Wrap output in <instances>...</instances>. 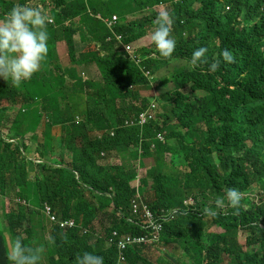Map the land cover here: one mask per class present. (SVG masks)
Instances as JSON below:
<instances>
[{
  "label": "trees",
  "instance_id": "1",
  "mask_svg": "<svg viewBox=\"0 0 264 264\" xmlns=\"http://www.w3.org/2000/svg\"><path fill=\"white\" fill-rule=\"evenodd\" d=\"M26 3L31 4L0 0V14ZM160 9L174 19L171 35L176 49L170 60L180 64L169 78L157 79L156 72L165 70L167 63L155 58L142 62L161 91V112L156 116L155 109V120L140 125L138 116L150 111V104L139 88L152 86L127 55L154 30ZM47 10L54 18L47 27L49 52L41 70L23 83L29 99L34 98L30 87L45 94L38 99L50 120L41 126L38 117L25 110L30 100L25 102L10 81L0 78V222L6 226L0 229V242L5 244L4 230L13 241L24 233L25 245L45 246L48 264H74L84 252L103 257L104 264L132 260L136 253H150L152 243L120 249L118 240L106 243L82 229L111 207L118 218L106 229L107 235L115 230L119 239L142 236L130 208L135 201L154 213L183 211L165 224L159 237V243L183 248L181 260L264 264V243L255 246L253 254H245L237 242L239 226L264 225V200L257 202L258 195L250 194L264 191V0H52ZM75 37L79 44L89 43L79 53ZM57 40L67 46L66 68L57 64ZM200 47L208 49V63L192 69L187 61ZM224 49L235 62H221L217 71L209 72ZM150 53L151 49L138 51ZM78 65L94 66L101 79H81ZM69 83L81 107L77 115L68 102ZM91 98L98 100L99 109H89ZM16 106L20 109L14 110ZM28 134L36 137L34 149L25 142ZM57 148L62 151L61 164L49 169L45 155L48 150L55 156ZM113 155L119 164H111ZM39 165L45 174L44 168L53 173L46 177ZM141 168L144 176L139 178ZM230 188L242 193L243 202L217 219L223 232L209 234L210 242L204 243L203 205L198 199L220 193L225 197ZM188 197H193L194 206L183 205ZM45 204L60 219H74L76 228L66 233L43 223L39 228L34 207L42 209ZM254 229L264 234V228ZM0 264L10 263L0 258Z\"/></svg>",
  "mask_w": 264,
  "mask_h": 264
},
{
  "label": "clouds",
  "instance_id": "2",
  "mask_svg": "<svg viewBox=\"0 0 264 264\" xmlns=\"http://www.w3.org/2000/svg\"><path fill=\"white\" fill-rule=\"evenodd\" d=\"M53 22L54 18L46 13L42 6L27 3L23 5L15 4L8 11L0 14V78H2L5 82L10 81L13 87L19 88L23 82L30 80L35 73L41 70L42 64L46 61L49 52V33L47 27ZM154 24V30L150 34V41L155 47L151 49L152 53L148 55L138 54L137 49L132 54L127 55V57L134 64L139 66L143 76L150 80L152 86L150 89L156 90L155 84L153 83L154 75H152L149 70L145 69V67L141 66V64L148 58H155L156 60L172 59L176 49V40L171 35L174 19L168 11H161L154 20ZM125 51H128V47L125 48ZM207 53L208 49L206 47H200L193 51L187 63L192 69H196L201 65L207 64ZM170 61H172L171 67H169V64L167 63L165 70L156 72L157 79L159 75H164L168 78L170 77L168 74L174 67L173 60ZM221 62L234 63L235 59L233 54L227 49L222 50L219 56L210 64L208 69L209 72L217 71ZM132 87L138 88V85H134ZM150 107H154L156 109V104L151 102ZM241 199L242 193L236 188H230L225 194V199H217L214 203L218 209H223L227 206V211L231 208H239ZM213 201L214 197L211 196L198 199V205H203L204 219L201 224L202 230L204 228V220L206 217L209 219V221L205 220L206 222L219 227L217 219L222 217L225 213L221 212V214L217 215V212L213 211L212 208H208ZM133 204L137 207L136 212L133 210ZM183 205L185 207L194 206L195 201L193 197L185 199L183 201ZM142 206H146L155 218L159 217L162 212H169L173 215V219L167 220L163 223L162 230L156 236V239L152 238L149 229L143 227ZM130 208L132 216L136 220L134 223H136V225L144 231L141 235H148L151 240L152 247L159 244V237L165 228V224L173 222L178 214H183V211L180 209H161L157 213H154L145 203H136L135 201L131 202ZM41 213L46 216V224L50 227V229L57 228L62 233H66L76 228L74 219H60L52 211L48 204L43 206ZM97 219L98 218L94 221ZM93 222L87 226V230L82 229L83 234L88 235L91 233ZM110 226L111 224H105L102 229V233L95 236L104 240L106 243H109V239H114L112 237L113 232H116L117 236L120 235L115 230L107 235L106 229ZM258 226H260L258 223L253 222L246 224L245 226H239L238 233L244 232L246 234L244 242L245 248L255 247L264 243V234L254 229V227ZM262 228H264V225ZM210 232L219 234L216 232V228L214 226L210 227ZM79 234H81V232ZM6 238L8 239V237ZM24 238H20V236L16 237L12 242L11 247H7L6 240L5 244L0 242V258L8 260L10 264H40L42 256L45 252V246H27L23 242ZM250 240H253L255 244L248 245ZM8 242L11 241L9 240ZM55 259L57 261L58 257L56 256ZM62 262L64 263V258L62 259ZM119 262L123 264L125 260L120 258L117 260V264H120ZM75 264H104V261L101 256L94 255L90 252H84L82 255L77 256Z\"/></svg>",
  "mask_w": 264,
  "mask_h": 264
},
{
  "label": "rangeland",
  "instance_id": "3",
  "mask_svg": "<svg viewBox=\"0 0 264 264\" xmlns=\"http://www.w3.org/2000/svg\"><path fill=\"white\" fill-rule=\"evenodd\" d=\"M52 2V0H46V4L43 2V0H30V3L31 5H40L42 6L45 10L47 9V7L49 8L50 7V3ZM163 10V9H160V11ZM47 13L50 15L49 11L47 10ZM153 13H155L153 11ZM150 13L147 12L146 13V16H149ZM238 23V18L237 16L235 17V22L234 24L236 25ZM236 28V27H235ZM152 32V31H151ZM151 34V33H150ZM78 39L77 37H75V42H76V52L79 53L80 51V45L79 43H77ZM55 46L57 47V55H59V61H60V64H61V67L62 68H66L70 65V63L68 62V56H67V50H66V46H65V43L61 40H57L56 43H55ZM138 51L139 50H142V49H153L155 48L154 45H152L151 41H150V35L141 42V44H138ZM64 49V51H63ZM162 61H164L165 63H168L169 64V67L172 66V61L170 60H163V59H160ZM180 63L178 62H175L173 61V65H179ZM85 65H78V66H75V69L77 70L78 72V75H80V78L83 80H87V79H94L96 81L100 80L101 79V76L99 74H97V76L95 78H92V76L89 74V72L86 70V68L84 67ZM48 69H54L52 66H48ZM172 70V69H171ZM171 70L168 74V76L171 75ZM120 75H125L124 72H122ZM85 78V79H84ZM171 84H168V88H171ZM68 87L71 88V84L69 83L68 84ZM21 97H23V99H25L24 101L26 102V100H30L29 102H26L25 103V110L28 111L29 113L31 114H35L39 121H40V124L41 126H43L48 120H50V116L46 114L45 111H42L41 109V105H42V102L40 99L38 98H31L29 99L28 96H27V83H22V85L17 88ZM31 89V92L32 93H36V89L33 88V87H30ZM139 93L141 94V96L143 98H145L147 101H146V105H149L151 102H154L157 106L156 108V111H157V114L156 116H158V114L161 112V109L159 108L158 104H161V99L158 95H160L161 91L159 90H155V89H149V88H139ZM164 91V90H163ZM68 102L70 103L71 107H72V112H75V114L77 115L78 113H80V109L78 107V100L77 98L73 95V90L71 88L70 90V93H68ZM116 106H119L120 104V100L118 98H116L114 100ZM100 105H99V102L98 100H96L95 98H91L89 100V109H93V110H97L99 109ZM14 110H19L20 109V106H16L13 108ZM9 114H12L10 111H8ZM32 129H34V126L32 127ZM32 134H28L26 136V144L27 146H29V148H36L37 145H34L32 146L33 143H37V140L35 139L36 137H31ZM55 138H50V140H54ZM29 148H27L28 152H29ZM61 150L57 148L56 150V155H50L48 153V150H47V154L45 155L46 156V162H47V165H48V168H54L55 166H59L61 163H60V159L58 156H60L61 154ZM67 161L70 160V157L67 155L66 156V159ZM111 162V164H119L120 163V159L118 157H116L115 155H113V159L109 160ZM39 168L41 170V172L43 173V175H45L46 177L50 176L53 171L52 170H47L44 168V171L47 172L46 174L42 171V168H41V165H39ZM142 169V168H141ZM138 174L140 175V177L144 176V170H138ZM42 179V178H41ZM257 189H255L253 192H250V194H257L258 195V200L257 202L260 201V198L262 200H264V195H263V191L262 190H258L256 191ZM14 197V196H13ZM217 199H225L224 195L222 193H220V196L214 198V201L213 203L208 207V208H212L213 211L217 212V215L218 214H221V212H226V209H227V206L223 209H218L216 208L215 206V200ZM212 202V201H210ZM243 202V200L241 201V203ZM12 204L9 205V210L12 208ZM243 208H246V205L244 204L243 205ZM34 209L39 213V219L37 218L36 219V224L39 226V228L41 227V223H44L45 225H47V218L46 216L41 213V209L38 207V206H35ZM1 213V212H0ZM97 218H101V223H96L94 229H92V231L94 232L93 234V239L97 238L95 236V233L97 232L98 234H101L102 233V226H103V220H104V223L105 224H113L116 222L117 220V216L113 210V208L111 207H108L106 209H104L102 211V213L99 214V216ZM207 221H209V219L206 217ZM204 220V228L202 230V234H201V240L202 242L204 243H208L210 242V239H209V233L210 232V227L214 226L216 228V232L217 233H221L222 232V229L217 227L216 225H211L209 224L208 222H206ZM260 227L262 228L263 225H260ZM1 229V228H0ZM1 231H3L1 229ZM48 232L44 234L45 238L48 239ZM5 236L8 237V239L6 238V243H7V247H11V244L13 242L12 238H11V235L7 232H5ZM26 237L24 233H20V238H24ZM164 237V235H163ZM245 237H246V234L244 232H239L238 233V236H237V242L238 244L242 247L243 249V252L246 254H253L255 252V249L256 247H247L245 248L244 246V242H245ZM11 238V239H10ZM11 241V242H8V241ZM163 248H165L166 250H162ZM178 249V246L176 244H170V245H166L164 242L162 243H159L158 244V247H157V250L160 251V252H164L166 251L168 254L167 256H171V257H174V254L173 253H170V251L168 250H171V249ZM164 255V254H163ZM163 255H161V257H164ZM40 264H48V253L47 251L44 252L43 256H42V259L40 261Z\"/></svg>",
  "mask_w": 264,
  "mask_h": 264
},
{
  "label": "crops",
  "instance_id": "4",
  "mask_svg": "<svg viewBox=\"0 0 264 264\" xmlns=\"http://www.w3.org/2000/svg\"><path fill=\"white\" fill-rule=\"evenodd\" d=\"M77 39H78V37H77ZM88 45H89V43L81 44L80 48L82 50H85ZM65 46H66V44H65ZM54 50H55L56 55H57V47L55 45H54ZM66 50H67V46H66ZM63 51H64V49H63ZM67 56H68V53H67ZM68 62H69V58H68ZM57 64L61 65L60 61H59V55H57ZM84 67L89 72V74L92 76V78H95L97 76L98 72L94 66L91 65V66H84ZM44 96H45V94L43 92H41V90H38V91H36V93H34V98H38V97L43 98ZM41 109H42V105H41ZM79 109H81V107ZM65 159H66V157H65ZM139 170H142V169H139ZM137 173H138V169H137ZM139 178H140V175H139ZM96 223L97 224L101 223V218H98L96 221L93 222L92 229H94ZM104 226H105V223L103 220V226H102L101 230L104 228ZM0 228L4 229V228H6V226L0 222ZM5 232H6V230H4L3 233H5ZM95 235H98V233L96 232ZM165 244L170 245V244H176V243H168V244L165 243ZM176 245L178 246V249L173 248L171 250H168V251H170V253L174 254V257L167 256L168 253L166 251H164L163 253L158 251L157 250L158 244H157L156 246L152 247V250L150 253H136V256L134 259L125 261L123 264H145V262H147V264H178V263L190 264L189 258H186L185 260L180 259L184 255V253H183L184 250L178 244H176ZM162 250H166V249L163 248ZM161 255H163L164 257H161Z\"/></svg>",
  "mask_w": 264,
  "mask_h": 264
},
{
  "label": "built area",
  "instance_id": "5",
  "mask_svg": "<svg viewBox=\"0 0 264 264\" xmlns=\"http://www.w3.org/2000/svg\"><path fill=\"white\" fill-rule=\"evenodd\" d=\"M148 119L150 120L155 119V108L154 107H150V111H146V113L139 114L137 123L140 125H143L148 121ZM133 210L134 212L137 211V207L135 204H133ZM142 211H143V214H142L143 227L146 229H149L150 234L152 235L153 239H156V236L162 230L163 223L167 220L173 219V215L169 212H162V214L159 217L155 218L154 215L149 211V209L146 206H142ZM112 237L114 239L112 238L109 239V243H112L115 240H118L117 246L120 249H123L126 244H130V245L138 244V243L147 244L151 242L148 235H142L140 237L127 236L124 239H119V236H117V233L113 232Z\"/></svg>",
  "mask_w": 264,
  "mask_h": 264
},
{
  "label": "water",
  "instance_id": "6",
  "mask_svg": "<svg viewBox=\"0 0 264 264\" xmlns=\"http://www.w3.org/2000/svg\"><path fill=\"white\" fill-rule=\"evenodd\" d=\"M263 195H264V191H263Z\"/></svg>",
  "mask_w": 264,
  "mask_h": 264
}]
</instances>
